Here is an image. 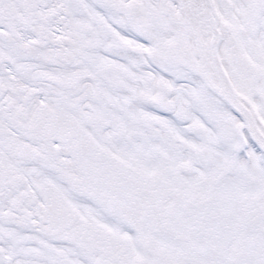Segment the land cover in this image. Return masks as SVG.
I'll list each match as a JSON object with an SVG mask.
<instances>
[{"label": "snow or ice", "instance_id": "6c2138e0", "mask_svg": "<svg viewBox=\"0 0 264 264\" xmlns=\"http://www.w3.org/2000/svg\"><path fill=\"white\" fill-rule=\"evenodd\" d=\"M0 264H264V0H0Z\"/></svg>", "mask_w": 264, "mask_h": 264}]
</instances>
